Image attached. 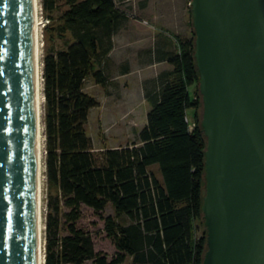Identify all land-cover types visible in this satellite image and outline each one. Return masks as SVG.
<instances>
[{
  "label": "trees",
  "instance_id": "1",
  "mask_svg": "<svg viewBox=\"0 0 264 264\" xmlns=\"http://www.w3.org/2000/svg\"><path fill=\"white\" fill-rule=\"evenodd\" d=\"M45 12L61 9L73 40L46 50L43 74L47 181L45 264H201L207 248L203 218L207 138L201 125L202 96L193 36L179 41L166 59L173 65L149 94L147 122L131 143L97 149L86 125L97 97L85 89L112 48L127 13L116 0H41ZM191 11V9H190ZM192 13V11H191ZM197 83L198 96H190ZM200 106L195 128L187 111ZM157 165L161 178L152 169ZM108 204L114 214H103ZM100 213L114 254L96 250L89 229L79 226L82 206ZM195 221L203 223L198 235Z\"/></svg>",
  "mask_w": 264,
  "mask_h": 264
},
{
  "label": "water",
  "instance_id": "2",
  "mask_svg": "<svg viewBox=\"0 0 264 264\" xmlns=\"http://www.w3.org/2000/svg\"><path fill=\"white\" fill-rule=\"evenodd\" d=\"M189 4L207 138L201 264H264V0ZM33 22V0H0V264H38Z\"/></svg>",
  "mask_w": 264,
  "mask_h": 264
},
{
  "label": "rangeland",
  "instance_id": "3",
  "mask_svg": "<svg viewBox=\"0 0 264 264\" xmlns=\"http://www.w3.org/2000/svg\"><path fill=\"white\" fill-rule=\"evenodd\" d=\"M118 6L124 9L127 17L123 22L124 28L114 36L115 49L109 59L96 60V67H102L106 82H95L92 76L85 81V89L95 95L99 105L89 114L86 125L87 133L92 137L97 149L130 143L137 138L138 131L145 124L148 105L145 102L142 83L138 78L145 76L154 79L155 74L167 69L166 63L151 64L152 51L157 40L168 38L170 48L179 50V41L191 38L193 28L191 23L190 0H116ZM47 25H43L41 44V59L46 50H57L65 47L67 41L73 40L70 29L64 27L61 19V9L48 14L43 9ZM152 50V51H150ZM146 62H140L143 58ZM129 63L130 72L120 73L121 64ZM42 66V65H41ZM192 99L198 96L197 83L190 86ZM44 97V96H43ZM44 105V99H43ZM200 116V106L191 107L187 111L190 129L193 130ZM152 169L161 178L158 166ZM47 181L44 180L43 206L47 212ZM103 214H114V208L108 204ZM79 226L89 229L94 237L95 249L103 250L111 257L116 248L112 240L103 230L104 221L100 213L86 205L82 206V216L77 221ZM196 232L200 235L204 225L195 221ZM131 257L122 264H130ZM83 264H93L92 259Z\"/></svg>",
  "mask_w": 264,
  "mask_h": 264
},
{
  "label": "bare ground",
  "instance_id": "4",
  "mask_svg": "<svg viewBox=\"0 0 264 264\" xmlns=\"http://www.w3.org/2000/svg\"><path fill=\"white\" fill-rule=\"evenodd\" d=\"M34 2V54H35V99L38 110V124H37V183H38V234H39V248H38V264H45V212L43 206V188H44V170H45V147H44V123H43V78L41 66V42L43 35L44 21L40 18L41 0H33Z\"/></svg>",
  "mask_w": 264,
  "mask_h": 264
},
{
  "label": "crops",
  "instance_id": "5",
  "mask_svg": "<svg viewBox=\"0 0 264 264\" xmlns=\"http://www.w3.org/2000/svg\"><path fill=\"white\" fill-rule=\"evenodd\" d=\"M123 28H124V25L122 24L120 26V28L118 29V31L113 34V36H112L113 45H112V48L109 50V52L104 56V59L105 60L109 59V56L112 55V53H113V51L115 49V42L116 41L114 39V36L117 33H119ZM161 39H163V40H157L156 41V45H155L153 51L150 50V51H152L151 52L152 53L151 55H152V59L154 61H152L150 59L148 61V63L149 64H151L152 62H156V63H166L168 65L167 66V69L162 70L158 75L155 74V76H154L155 78L153 80L152 79H147V78H145V76H143L142 78H138V82L139 83H142V86H143V91L144 92H143L142 96H143L145 102L148 105L147 112L149 111V109L152 106L151 105V102L149 100V94L151 92H154V91H156V90L159 89L161 79L164 77V75L168 71H170V70L173 69V65L166 59V57L168 56L169 53H172V52H175V51L170 48V45H172V44H171L170 40H168V38H163L162 37ZM140 58H143L142 61H140V62H143V63L146 62L147 63L146 58H144L143 56H141ZM129 72H130V66H129V63L126 61L124 64H121L120 73H122V75H127ZM146 122H147V116H146L145 124H146ZM125 144H127V143H125ZM125 144H119V145H115V146H111V147H117V146L125 145Z\"/></svg>",
  "mask_w": 264,
  "mask_h": 264
},
{
  "label": "built area",
  "instance_id": "6",
  "mask_svg": "<svg viewBox=\"0 0 264 264\" xmlns=\"http://www.w3.org/2000/svg\"><path fill=\"white\" fill-rule=\"evenodd\" d=\"M40 18H41V20L44 21V25H47V22H46V19H45V17H44V13H43V7H42V4H41V10H40ZM187 120H188V118H187Z\"/></svg>",
  "mask_w": 264,
  "mask_h": 264
}]
</instances>
